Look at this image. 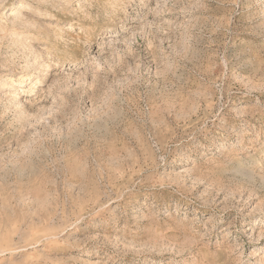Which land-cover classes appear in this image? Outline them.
<instances>
[{"label": "rangeland", "instance_id": "obj_1", "mask_svg": "<svg viewBox=\"0 0 264 264\" xmlns=\"http://www.w3.org/2000/svg\"><path fill=\"white\" fill-rule=\"evenodd\" d=\"M0 264H264V0H0Z\"/></svg>", "mask_w": 264, "mask_h": 264}]
</instances>
